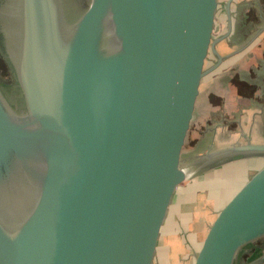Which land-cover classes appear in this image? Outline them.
<instances>
[{"label": "water", "instance_id": "water-1", "mask_svg": "<svg viewBox=\"0 0 264 264\" xmlns=\"http://www.w3.org/2000/svg\"><path fill=\"white\" fill-rule=\"evenodd\" d=\"M233 3L90 0L72 16L65 0H0V55L21 95L14 107L0 88V264H161L189 166L264 159L248 141L184 165ZM262 238L264 165L193 264H235Z\"/></svg>", "mask_w": 264, "mask_h": 264}, {"label": "crops", "instance_id": "crops-1", "mask_svg": "<svg viewBox=\"0 0 264 264\" xmlns=\"http://www.w3.org/2000/svg\"><path fill=\"white\" fill-rule=\"evenodd\" d=\"M237 1L244 8H241L242 12L236 14V17L237 2L234 0L232 6L234 14L232 33L235 39L230 42L229 46H223L222 55L226 59L207 84V96L203 101L200 117V124L202 122L204 124L201 128L203 138L201 144L195 148L198 157L205 156L207 152H215L231 146L241 145L235 143V136L237 135L239 138L246 140L245 143L248 142L247 138L249 139L248 134L251 132L250 127L252 124L256 126V132L259 133L258 137L260 139L259 142H249L264 143L261 142V134H264V32L261 33V25H263L262 12L264 18V0ZM206 133L209 134V138H207L209 143L205 153L201 155L200 149L203 148ZM252 159L263 158L241 159L221 163L217 167H212L216 163L210 164L201 161L200 167L206 166L207 171L200 176L210 174L208 170L214 168V170L229 169V165L247 163ZM184 204L181 201L179 208H182ZM218 210H220V206ZM178 215L177 212L168 239L172 236L178 224ZM216 215L209 216L208 221H198L197 227L188 232L191 242L189 244L190 252L184 260L186 264H193L194 255L199 250Z\"/></svg>", "mask_w": 264, "mask_h": 264}, {"label": "rangeland", "instance_id": "rangeland-1", "mask_svg": "<svg viewBox=\"0 0 264 264\" xmlns=\"http://www.w3.org/2000/svg\"><path fill=\"white\" fill-rule=\"evenodd\" d=\"M88 1L90 0H78L80 5L79 8H84L86 4H88ZM236 2V13H234L235 15H238L242 12V9L244 7L242 8V5H240L237 0ZM220 25L223 26V20L221 21ZM221 30L222 27L219 31ZM234 39L235 38L232 33L229 37V40L225 41L223 46H229L230 42L234 41ZM239 45L241 46V44ZM199 126L200 128H203V122ZM256 129V126L252 124L250 127L251 132L248 134L249 139L246 137L247 140L251 142H259L260 137H258L259 133L256 132ZM202 138L203 136L201 134L200 140ZM207 138H209V134L206 133L203 148L200 149L201 155H203L207 149L206 147L209 143ZM245 141L246 140L239 138L238 135L235 136V143L242 144L245 143ZM192 148L193 146H191L190 142L188 141L187 147L185 149L186 157L184 165H190L189 163L192 161V158L195 155L197 156V152H193ZM249 162H251V164H249ZM249 162H241L242 164L239 165H236L234 163L228 166L229 169L214 170V168L208 170L210 171V174L202 176L200 175L204 172L206 173L207 171L206 166H189L192 168L190 169L194 173V176L192 178L194 180L186 188L185 195L182 199L183 203L185 204L182 206V208L180 207L178 209V224L176 223L177 225L174 230V233L167 240V247L163 252L164 254L162 256L161 264H186L184 260L185 257L188 256L187 254H189L190 252L189 244L191 242L190 234L188 232L193 230V228L197 227L198 221H208L209 216L218 214V212L238 192V190L243 186V184L253 175L254 171L264 165V159H252ZM215 166L217 165L213 164L212 167ZM219 206L220 210H218ZM239 255L240 254H238L237 257H239Z\"/></svg>", "mask_w": 264, "mask_h": 264}, {"label": "flooded vegetation", "instance_id": "flooded-vegetation-1", "mask_svg": "<svg viewBox=\"0 0 264 264\" xmlns=\"http://www.w3.org/2000/svg\"><path fill=\"white\" fill-rule=\"evenodd\" d=\"M65 5L67 8L66 10L72 16L79 15L83 12V8H79L80 5H79L78 0H65ZM262 21H263V25H261V33L264 32L263 12H262ZM232 28H233V26H232ZM243 28H244V26H243ZM7 66H8V63H7ZM8 68H9V66H8ZM9 69L7 71V70H5V68L0 67V88H1L3 95L5 96L7 101L10 103V105L17 107L18 101L21 100V95H20L19 89L16 85V81H15V79H14V77H13V75ZM10 74H11V76H12L11 78H13V80L12 79L10 80ZM261 141L264 142V134H261ZM220 164H221V162H218V163L216 162L217 166H219ZM217 166H215V167H217ZM252 250L254 251L253 258L264 252V248L262 249L260 247L258 240L249 244L248 246L243 248L240 252L244 253V252L252 251ZM240 252L238 254H241ZM236 262H238V261H236Z\"/></svg>", "mask_w": 264, "mask_h": 264}, {"label": "trees", "instance_id": "trees-1", "mask_svg": "<svg viewBox=\"0 0 264 264\" xmlns=\"http://www.w3.org/2000/svg\"><path fill=\"white\" fill-rule=\"evenodd\" d=\"M88 3H89V1H88ZM87 6H88V4H86V6L83 8V11L86 9ZM0 67L5 68V70H7V71L9 69L8 66H7L6 61L4 60V58L1 55H0ZM11 77L12 76L10 74V80L11 79L13 80V78H11ZM258 242H259L260 247L263 249L264 248V238L258 240ZM253 255H254V251L253 250L241 253L240 256L238 257V260H236V261H238L237 264H245V263H247L249 260L253 259Z\"/></svg>", "mask_w": 264, "mask_h": 264}]
</instances>
